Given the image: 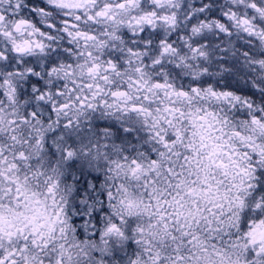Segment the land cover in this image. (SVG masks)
<instances>
[{"label": "clouds", "instance_id": "1", "mask_svg": "<svg viewBox=\"0 0 264 264\" xmlns=\"http://www.w3.org/2000/svg\"><path fill=\"white\" fill-rule=\"evenodd\" d=\"M114 91L127 96L113 98ZM132 105L146 111L133 113ZM170 105L174 114L165 112ZM148 110L152 119L145 120ZM257 112L264 120V0H0V258L264 264L260 245L245 238L249 224L264 220V155L257 154L264 126L253 125ZM161 129L170 142L180 134L171 148L180 156L157 143L152 132ZM202 136L210 148L219 146L214 159L227 168L204 167L210 148L200 151ZM160 152L158 175L139 181L108 175L109 158L147 160ZM21 153L27 159H16ZM169 166L173 175L166 174ZM205 172L213 203H194L187 189L199 190ZM114 180L141 202L139 212L120 204L121 195L99 202ZM160 198L180 200L188 219L167 231L157 227ZM37 208L47 217L63 209L64 224L55 225L52 238L49 221L39 229L47 248L33 246V226L24 219ZM113 223L123 235L107 232Z\"/></svg>", "mask_w": 264, "mask_h": 264}, {"label": "snow or ice", "instance_id": "2", "mask_svg": "<svg viewBox=\"0 0 264 264\" xmlns=\"http://www.w3.org/2000/svg\"><path fill=\"white\" fill-rule=\"evenodd\" d=\"M91 71V69H90ZM155 87L157 88H162L164 87V85L161 84H157L155 85ZM193 92H198V89L193 88L192 89ZM178 95L183 96V97H187L188 93L185 91H182L180 93H178ZM230 94L225 95V99H228ZM112 96L113 98H122V97H126L127 94L125 92H117L114 91L112 92ZM213 97H216V93L213 92L212 93ZM218 98V97H217ZM79 99V98H78ZM85 99H87V97H85ZM145 100H148V97H144ZM149 103H151V101H149ZM81 106L83 107V101H81ZM66 107L64 105L61 106ZM130 111L133 113H144L146 110L142 105H132L130 108ZM175 109L172 108V106L170 105L168 108L165 109L166 113H175ZM180 115H183V113H180ZM260 113L257 112L253 117H252V123L253 125H258V126H264V120H261L260 118ZM152 119V112L150 110L147 111V116H145V120H149ZM165 117H161V120H164ZM171 119L172 116L168 117V123H171ZM197 119L201 120V121H205L206 117L204 116H200L197 117ZM160 124L159 122L155 123V128H160ZM152 135L155 136L157 143H159L162 148L167 152L168 156H180L179 153H173L171 151V148L175 146V141L176 140H180V134L176 133L173 136L172 141L170 142L169 137L167 134H162V129L161 130H154L152 132ZM234 135L241 137V139H244V137L242 136V134L237 131L234 133ZM13 139H15V137H13ZM204 137H201V144L199 146L200 151H203L206 148H210V145L208 143L203 142L204 141ZM249 147H252L251 144L248 145ZM193 145H189L188 146V151L191 152L193 151ZM219 146L218 145H213L211 146L210 150L208 151L206 157V159L209 160V164L204 166L205 168H212V167H216V168H227L228 165L224 164L223 161L217 162L214 157L215 155H217V148ZM200 151H197L195 153L198 162L202 159L200 157ZM258 155H264V149H261V151L259 153H257ZM67 156H71L72 153L69 151L66 153ZM165 152H160L158 154V156H152L150 158H148L147 160H145L143 158V154H140V158H137L136 156H132L131 158H129L128 154H125L123 156L118 157V162L117 161H113L111 160V158H109V160L106 162V167L108 169V175H114L116 177V180L119 179L120 175H123L126 179H135L137 181L141 180L143 177H148V176H152V175H158L157 173V169H159L161 167V159L164 157ZM16 159H27V157L21 153L19 156L16 157ZM183 159L186 162H190V158L188 156H184ZM233 163H235V161H233ZM11 167H15V164H13ZM183 167V166H182ZM245 170H240V173L238 174H243ZM174 173V169L173 167L169 166L167 169L166 174L167 175H173ZM180 173H176V175H179ZM211 179L212 176H210L207 172H205V179L204 181L201 182V187L199 188V190L195 189V188H189L187 189V194L190 196L194 197V203L196 201H198L200 198H206V201L210 204L213 203V185L211 184ZM116 180L113 181V187L109 188L106 192H103L100 194L101 196V200L99 201L100 203H103L105 200L108 201H114L116 199L117 195H121V199H120V204L124 205L125 208L128 211H132V210H136L137 212H139V208H140V201H137L134 197H130L129 194L127 193V189L124 188V186L122 184H116ZM154 182V181H153ZM148 181L145 180L144 181V188L145 190H147L148 187ZM196 181H193V184H195ZM18 189H19V185H17ZM48 192L50 194L53 193V188L51 186H49L48 188ZM21 196V193L18 190L17 193V198L19 199ZM215 198L219 199V190L217 189L215 192ZM25 199H27V197H25ZM36 204H39L40 202L37 200L35 202ZM152 203L153 201H150L147 205H145V208H151L152 207ZM156 203V208L153 210V214H157L159 213V224L156 225L157 227H160L162 229H164L165 231L169 230V224L170 223H179L181 218L187 220L188 217L184 216V213L181 211L183 205L181 203L180 200H176L174 203L171 200H166L163 198H160L159 200L155 201ZM161 204L166 205L168 208H175V212L173 214H169L168 212L163 211ZM214 207H220V205H215L213 204ZM198 210V209H197ZM211 210V209H210ZM63 212V209H60L56 212L54 217H47L45 216L41 210L39 208L35 209V215L31 216V217H27L25 216L24 219L28 221L29 224H31L33 226V230L31 232H29V235L33 237L32 240V244L34 247L39 246V247H43V248H47L48 245V240L43 236L42 233L39 232V229L44 228L45 224L43 223L44 220L49 221L48 223V228H49V238H52L53 234L56 231L55 225L56 224H64V221L60 218L61 214ZM22 215V214H21ZM213 215H215V213H213ZM193 219L195 220V217H193ZM40 220L41 222L39 224H37V221ZM123 219H121L119 221V223H123ZM196 223H199V221H195ZM209 223H211V221H209ZM5 224V218L0 215V232L3 231V226ZM27 226V225H26ZM248 232L246 233V239L248 240V243L255 247L256 245H260V251L257 252L256 254L259 256L261 252H264V220H260L258 218L257 222H255L254 224H249L248 225ZM20 232H23L24 229H20ZM62 233L65 232L64 228H61L60 230ZM139 231L141 232V234H143V229H139ZM107 232L108 233H119L120 235H123V233L120 232V228H119V224L118 223H113L111 225H109V227L107 228ZM185 235H187V233H185ZM174 238V237H173ZM195 239V238H193ZM37 241H39V243H37ZM0 264H7L6 260L4 258H0ZM11 264H15V261H11ZM57 264H63V259L61 258V260H59L57 262Z\"/></svg>", "mask_w": 264, "mask_h": 264}]
</instances>
